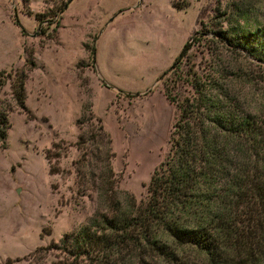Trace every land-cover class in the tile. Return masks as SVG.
Returning <instances> with one entry per match:
<instances>
[{"label": "rangeland", "instance_id": "374dc122", "mask_svg": "<svg viewBox=\"0 0 264 264\" xmlns=\"http://www.w3.org/2000/svg\"><path fill=\"white\" fill-rule=\"evenodd\" d=\"M262 26L264 0H0V111L7 123L0 145V264L84 263L56 248L96 208L73 165L82 152L77 138L93 129V119L110 140L116 190L136 203L144 199L176 115L156 80L175 59L180 70L202 76L228 71L230 92L264 118V69L209 33ZM19 70L26 76L23 111L13 105L6 76ZM86 113L91 125L80 128L76 121ZM131 256L119 264H137Z\"/></svg>", "mask_w": 264, "mask_h": 264}, {"label": "trees", "instance_id": "16d2710c", "mask_svg": "<svg viewBox=\"0 0 264 264\" xmlns=\"http://www.w3.org/2000/svg\"><path fill=\"white\" fill-rule=\"evenodd\" d=\"M209 33L227 51L242 52L264 69V26L243 34ZM26 64L27 70L33 68L31 60ZM24 72L6 75L13 105L22 111ZM213 73L180 70L175 59L157 78L176 115L166 152L138 203L115 188L108 165L110 140L98 119L93 129L79 134L76 144L82 152L73 164L75 179L94 194L96 208L56 249L81 264H119L125 255L137 264L142 258L152 264H264V118L230 92L228 71ZM90 119L89 113L81 114L76 125H91ZM6 127L0 111L1 147Z\"/></svg>", "mask_w": 264, "mask_h": 264}, {"label": "water", "instance_id": "95a60500", "mask_svg": "<svg viewBox=\"0 0 264 264\" xmlns=\"http://www.w3.org/2000/svg\"><path fill=\"white\" fill-rule=\"evenodd\" d=\"M184 49V48H183Z\"/></svg>", "mask_w": 264, "mask_h": 264}]
</instances>
